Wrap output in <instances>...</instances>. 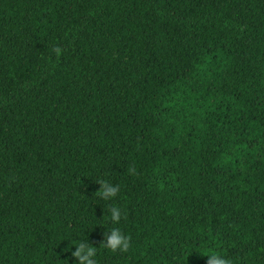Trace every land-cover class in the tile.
<instances>
[{
  "label": "trees",
  "instance_id": "trees-1",
  "mask_svg": "<svg viewBox=\"0 0 264 264\" xmlns=\"http://www.w3.org/2000/svg\"><path fill=\"white\" fill-rule=\"evenodd\" d=\"M87 239L264 264V0H0V264Z\"/></svg>",
  "mask_w": 264,
  "mask_h": 264
},
{
  "label": "clouds",
  "instance_id": "clouds-1",
  "mask_svg": "<svg viewBox=\"0 0 264 264\" xmlns=\"http://www.w3.org/2000/svg\"><path fill=\"white\" fill-rule=\"evenodd\" d=\"M57 57L62 54L60 47H55L53 49ZM100 190L97 194L104 200H109L115 198L120 190L119 185H114L106 180H101ZM122 217L121 209L119 207H113L110 209V218L113 227L110 231L105 232L106 240L103 241L100 247L109 249L111 252H121L126 253L131 247V237L126 236L122 230L115 226L118 225ZM76 246V251L73 253L75 257L78 258V264H98L97 254L98 247L91 245L87 240H80L74 243ZM208 264H233V260L227 258L224 253L210 250L207 254Z\"/></svg>",
  "mask_w": 264,
  "mask_h": 264
}]
</instances>
